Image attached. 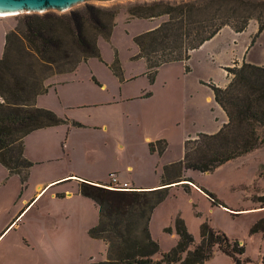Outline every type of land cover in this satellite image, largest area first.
<instances>
[{"label": "trees", "instance_id": "1", "mask_svg": "<svg viewBox=\"0 0 264 264\" xmlns=\"http://www.w3.org/2000/svg\"><path fill=\"white\" fill-rule=\"evenodd\" d=\"M127 14L129 18L166 17L154 29L134 37L150 82L161 66L187 61L191 51L226 25L240 33L250 20H256L251 43L264 29V0H157L132 4ZM116 15V8L85 3L64 13L26 14L19 26L5 33L0 57V164L19 175L22 182L32 165L23 154L24 136L66 123L53 111L35 105L36 96L46 90L44 80L89 57H100L97 38L110 36ZM109 67L122 80L117 58ZM184 69L189 71L188 65ZM226 70L231 77L224 87L208 86L227 121L214 133L187 137L182 158L163 167L158 187L115 190L80 182L79 193L99 209L97 224L88 234L105 244V258L88 264H203L213 256L214 247L230 256L234 264L248 261L241 258L244 245L206 221L200 224L199 242L194 243L184 220L176 217L174 230L168 231L174 232L177 240L167 251L160 250L148 227L154 208L166 199L172 186L183 184L188 192L191 180L183 177L184 170L211 172L264 144V67L242 62ZM166 144V140L151 142L149 149L161 154ZM207 198L217 204L211 193L207 192ZM259 202L264 204L263 197ZM254 228L264 233V217Z\"/></svg>", "mask_w": 264, "mask_h": 264}, {"label": "crops", "instance_id": "2", "mask_svg": "<svg viewBox=\"0 0 264 264\" xmlns=\"http://www.w3.org/2000/svg\"><path fill=\"white\" fill-rule=\"evenodd\" d=\"M153 27L155 26L150 28ZM210 41L211 39L193 50L191 55L204 49ZM136 48L127 57L129 61L135 58V64L131 68L127 65L128 59H120L122 80L116 75L96 74L89 61L91 57L80 61L69 71L53 74L44 80L46 90L36 96L35 105L52 110L66 119V123L40 128L24 136L23 154L32 162L25 182L0 164V200H6L10 209H13L12 214H16L10 222H4V217L0 220V244L4 242L0 246V263L8 259L15 260L17 264L92 262L95 260L94 255L86 254L85 246L97 240L98 250H101V245L105 247V244L102 240L89 236L88 230L94 225H84L80 220L86 210L98 209L92 199L79 193L80 182L105 185L114 174L119 181L127 182L137 189L156 188L160 185L163 167L181 159L170 162L167 160L168 163L160 164L166 148L158 154L150 151L149 143L166 140L160 130L166 116L167 119L173 115L180 117L181 113H175V107L178 97L179 100L182 99L183 106L185 90L180 89L179 80L169 85L160 75L164 66L183 62L161 66L153 82H150L145 74L146 62L138 56L139 50ZM84 62L90 68L89 73L81 67L83 65L87 68ZM216 63L221 74L219 80L199 79V85L208 93L202 110L206 112L207 119L204 118L197 133H214L227 121L226 114L214 101L208 83L210 80L215 86L224 87L231 76H227L226 71L222 73L221 62ZM188 67L189 71L184 69L186 73L191 71V66ZM79 72L86 76L81 84L84 93L76 90L80 81L75 78ZM169 86L170 89L167 90ZM166 100L168 104L165 103ZM193 109L194 105H190L187 114L192 120ZM184 115L186 117V112ZM195 124L196 122L193 123ZM189 135L193 134L185 135L183 142ZM95 165L98 168H94ZM121 171L128 175H123ZM143 181L146 183L142 184ZM175 186L177 185L172 187ZM42 200L48 209L47 216L59 213L57 215L64 216V221L32 220L34 216L29 214L34 208H40L38 204ZM73 214L75 218L70 221ZM97 215L99 216V211ZM19 216L21 222H15ZM152 216L153 212L151 218ZM41 229L46 231L42 234ZM64 231L70 235V247L57 255L54 261H50L37 240L44 235L50 242H55ZM5 237L7 238L4 240Z\"/></svg>", "mask_w": 264, "mask_h": 264}, {"label": "rangeland", "instance_id": "3", "mask_svg": "<svg viewBox=\"0 0 264 264\" xmlns=\"http://www.w3.org/2000/svg\"><path fill=\"white\" fill-rule=\"evenodd\" d=\"M152 1L157 0H135V3H131V0L127 3L121 2V0H115V3L112 0L86 2L95 6L116 8L117 10L115 25L110 36L108 38L98 36L97 38V46L101 53L100 57L89 58L96 74L105 73L115 77L109 67L114 59L117 58L119 62L120 59H123V61L127 60L128 55H131L137 49L134 37L154 29L166 19L165 16L151 19L129 18L127 9L132 4ZM164 1L179 2L187 0ZM84 4L75 5L71 9L82 7ZM26 14L30 13L21 12L0 16V57L3 51L5 33L19 26L21 18ZM250 21L251 24L249 25ZM250 21L246 29L240 33L234 32L227 25L222 27V29L224 28L223 31H219L220 33H217V36L212 37L204 49L194 52L192 55L191 51L189 60L163 67L160 75L161 79L166 80L169 85L179 80V87L181 90L184 89L185 92H183V106L182 99L179 100L178 97L177 108L175 107V113L180 112V117L173 115L170 119H167L168 116H166L164 124L161 125L160 130L166 136L164 138L168 143L160 164L168 163L167 160L170 162L182 158L184 136L191 133L193 135H189V137L195 138L196 130L204 123V118L207 119L206 112L202 110L205 96L208 92L199 85V79L208 80L212 78L219 80L221 78V74L216 67V61L221 62L222 73L226 71L227 76H229L226 70L227 67L238 66L242 62L264 67V31L256 36L254 42L251 43V39L256 34L258 24L254 19ZM152 26L155 27L150 28ZM115 48L118 50L116 51ZM211 55L213 58H211ZM133 59L126 61L129 68L135 64ZM212 62L213 65H211ZM84 65L87 68H84L83 65L81 67L89 73V66L86 62H84ZM186 65L191 66V71L188 73L184 71V66ZM85 77L84 73L79 72L78 79L75 78L80 81L76 89L79 93H84L81 84H83ZM209 83L212 82L209 80ZM166 89H170V86ZM165 103L168 104L169 102L166 100ZM190 105H194V109L191 110L194 120L187 117ZM185 112L186 117L184 115ZM194 122H196L195 125H193ZM94 168H98V165H95ZM159 168H161V165ZM123 172L121 171L123 175H128L127 172ZM182 174L183 177L191 180L192 185L188 182L186 187L188 192L184 190L183 184L170 188L169 195L154 209L153 216L149 221L150 234L158 242L160 250L167 251L174 246L177 236L174 232L170 233L168 229L174 230L175 218L179 216L184 220L187 230L194 239V243L199 242V227L202 222L206 221L211 227L224 232L230 239L238 240L239 245H244L245 251L241 258H247L248 261L243 264H264V233L255 230V228L253 230L258 220L264 217V204L259 202L262 197L264 200V144L222 164L211 172L202 173L187 169ZM117 181L120 184L127 183L119 181L118 178ZM108 183L106 182L105 184ZM145 183L146 181L142 182V184ZM127 185L130 188H135L128 183ZM207 192L212 194V198L217 204H212L209 201ZM2 199L0 200V220L4 217V222L7 220L10 222L16 214H12L13 209H10L9 203L6 200L2 201ZM43 201L39 202L40 208L38 210L34 208L29 214L34 216L32 220L64 221V216L57 215L59 213H50V217L47 216L48 209L44 206ZM97 212L98 209H95V211L92 209L86 210L81 216V222L84 225H87V223L96 225L98 221ZM20 216L15 222L19 221ZM74 218L75 215L73 214L69 219L73 221ZM3 244L4 242L0 246ZM98 249L99 242L97 240L85 246V253L94 255L93 259L96 261L92 260V262L101 261L105 258V247L101 245V250ZM4 262L0 264H17L12 259ZM203 264L234 263L230 256L225 255L217 247H214L213 256Z\"/></svg>", "mask_w": 264, "mask_h": 264}, {"label": "water", "instance_id": "4", "mask_svg": "<svg viewBox=\"0 0 264 264\" xmlns=\"http://www.w3.org/2000/svg\"><path fill=\"white\" fill-rule=\"evenodd\" d=\"M88 1L110 0H0V14L42 13L47 11L65 12L75 5Z\"/></svg>", "mask_w": 264, "mask_h": 264}, {"label": "clouds", "instance_id": "5", "mask_svg": "<svg viewBox=\"0 0 264 264\" xmlns=\"http://www.w3.org/2000/svg\"><path fill=\"white\" fill-rule=\"evenodd\" d=\"M112 2L115 3V0H112ZM121 2L127 3L129 0H121ZM131 3H135V0H131ZM40 231L43 234L46 230L41 229ZM37 244L50 261H54L57 255L66 252L70 247V235L67 231H64L58 235L55 242H50L46 236L42 235L38 238Z\"/></svg>", "mask_w": 264, "mask_h": 264}, {"label": "built area", "instance_id": "6", "mask_svg": "<svg viewBox=\"0 0 264 264\" xmlns=\"http://www.w3.org/2000/svg\"><path fill=\"white\" fill-rule=\"evenodd\" d=\"M106 188L115 189V190H128L130 187L127 186L126 183H118L115 175L110 176V182L108 184L103 185Z\"/></svg>", "mask_w": 264, "mask_h": 264}, {"label": "bare ground", "instance_id": "7", "mask_svg": "<svg viewBox=\"0 0 264 264\" xmlns=\"http://www.w3.org/2000/svg\"><path fill=\"white\" fill-rule=\"evenodd\" d=\"M11 14H15V13H11ZM4 15H7V14H0V16H4Z\"/></svg>", "mask_w": 264, "mask_h": 264}]
</instances>
